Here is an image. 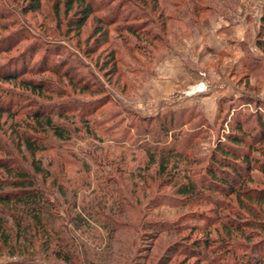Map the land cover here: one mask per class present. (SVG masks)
Returning <instances> with one entry per match:
<instances>
[{"label": "rangeland", "instance_id": "1", "mask_svg": "<svg viewBox=\"0 0 264 264\" xmlns=\"http://www.w3.org/2000/svg\"><path fill=\"white\" fill-rule=\"evenodd\" d=\"M59 1L62 2V0H41V6L36 11H24L27 0H0V70L14 71L19 80L20 78L31 79L37 83L42 82L50 85V91L42 90V94H36L18 87V81L5 82L0 80V138L5 140L9 149L19 160L21 154L16 152L14 143L16 138L11 137L13 141L9 138L10 130H29L26 124L38 125L34 123V118L29 114L39 112L44 108L45 111L42 113L45 115L44 113L53 110L54 105L57 104L61 107L56 108L60 109L61 112L65 111V113L57 115L52 112V118L61 120L64 122L62 124L66 123L69 128L73 129V135L70 136L71 140L62 143L82 158L85 157L84 154H91L96 145L107 148L111 153L117 152L119 150L118 145L111 139L119 138L123 134L128 136L125 138L127 141L124 140L123 144L129 145L131 150H134V146L143 137L145 139L149 137L142 134L137 135L135 129L128 128V124L132 120L141 125L148 124L155 132L154 127L158 123L157 120H161L163 117L167 119L170 112L181 109L186 110V112H183L184 124H180L177 127L178 130L191 134L188 136L189 138H186V143L191 146L190 149L193 146L197 150L196 156L208 157L217 139L223 140L224 134L231 130L230 124L239 117L237 112L243 114L241 120L248 122V124L255 123V117L249 115L259 113L264 116V53L257 50L253 43L258 26L259 11H261L264 0H237L234 9L226 14L227 17L211 15L207 11H202L199 15L200 23L190 24L188 28L173 22L172 24L180 27V30L176 29L175 32L171 33L169 30H165L167 29L166 26L161 30L162 36L161 33H158L161 18L156 11L151 9V2H147L143 6L138 4L140 8L137 10L139 16L137 20L132 19L133 16L129 17L130 19L126 18L131 14L128 11L129 8V10H135L134 6L128 4L129 7L123 12L126 19L116 22L120 24V28L114 29L101 25L96 19L107 11L100 10L91 14L79 29H74L69 27V22L79 18L82 14L79 11L80 7H74L73 10L64 13L62 4H60L61 9L57 15L54 6ZM97 1L99 0L95 2ZM136 1L139 2V0ZM104 2L108 4L110 1L104 0ZM200 2L221 8L214 0H200ZM164 7L166 12L175 13L171 8ZM245 12L254 18L251 19L250 29L252 32L248 30L249 36L252 33L253 38L250 41L249 37V45L245 47L239 58L235 60L234 57H231L230 59L206 50L205 44L209 39L208 32L220 24L216 23L217 18L215 17L222 18L218 21L221 24L223 21H230V23L234 21L236 22L234 24H237V20L246 15ZM203 19L208 20L205 22ZM169 22L166 25L169 26ZM129 24L137 25L136 33L142 29L149 30L151 33H158V40L160 38L162 41H169L168 48L161 49L158 41H154L155 46L152 47L153 43H150L140 33H138L139 35L130 34L124 29ZM250 24L251 22H249ZM98 29L101 31L97 32ZM106 29L108 32L105 37L101 32ZM180 31H186V34L181 35ZM246 54H252L249 59H253V67L251 66V68L254 70L246 67ZM14 61H18L22 65L17 69L16 67H9L10 63ZM82 75L84 78L81 77ZM84 83L91 85L90 88L93 91L79 90V85H84ZM77 85L78 87H76ZM213 88L223 94L230 93L219 98H226L225 102L221 104L222 107L228 105L227 100L233 103L234 115L229 110L228 115L216 117L219 98L213 101V97H217V94L213 93ZM2 92H8L11 95L20 94L22 97L20 99L21 105L12 104ZM74 102H76L75 105ZM77 102L83 105H79ZM194 105L205 118L194 108V110L192 109ZM8 109L14 114L7 113L6 110ZM236 110L238 111L236 112ZM110 113L114 114L112 121L111 119H102ZM85 120L88 122L91 133H84L83 121L85 122ZM114 120H119V122L115 127H112V132L106 131L107 127L115 123ZM153 132L149 135L152 139L157 137ZM93 135L104 140L100 142ZM160 139L164 143L169 142L171 136L170 134L164 135ZM257 147L259 148L258 152L255 150L250 153L261 163L264 160V156H262V154L264 155V143H259ZM243 148L248 150L247 147ZM137 150L135 149L136 154H140V150ZM44 153H51L52 155L54 151L48 149L42 154ZM54 157L53 159L51 156H43L45 162L52 164L51 168L60 172L59 162L54 164L58 157ZM28 159L29 155H27ZM143 160L139 157L136 158L135 165H142ZM16 162L20 164L17 160ZM22 162L26 164L25 161ZM88 165L89 169L87 168L86 172H83L79 163L67 167L72 169L69 171L66 169L68 172L64 169L61 171L67 174L65 176H75L80 185L87 178L93 187V185L95 186L93 180L95 167L89 163ZM130 165L134 168V162ZM120 171L122 170L120 169ZM75 172L76 175H73ZM136 172L134 178L128 174L126 178L124 175L121 178V180L124 179L129 183L128 192L131 190L130 186H133V182H137L136 187L143 182V178L138 175V170ZM251 178L252 180L244 185L243 190L245 191L242 193L246 194V190L253 195L258 190L264 192V172L254 169L251 171ZM49 182L50 178L40 186L48 188L50 187ZM91 186L89 190H91ZM162 192L172 195L171 185L159 189L154 194L155 196L149 195L150 192H144L142 196L140 195L142 198L140 196L134 197L136 204L142 209L141 211H145L143 222L150 221V219L152 221L168 219L181 225L184 223L198 224L199 221V228L209 230L211 236L215 238L225 234L226 231L223 227L225 223L244 224L242 225L243 231L234 233L232 238L223 243V248H220L221 245L217 243L212 253H215V258L209 263L235 264L231 262L234 257L245 260L248 257L258 255L255 250L251 252L247 250L249 252L247 253L244 247L232 246L239 244L238 242L242 241L245 234H255L248 240L252 244H257L264 238V199L262 196L259 200H248L243 195L242 205H239L233 196L225 198L222 203H230V208L229 210H220L223 214V221H215L216 219L209 221L201 216L197 220L190 215L180 217L186 207L158 202L151 206L147 204L148 201L152 202L157 196L162 195ZM134 198L132 197V200ZM211 208L212 204L205 202L198 211L214 219L218 214L213 212ZM136 219L137 217H135ZM133 227V230L127 228V240L124 239L126 236L122 235V231L114 233L123 242L115 247V249L119 248L116 254L115 251L112 254L114 246L112 247L108 243L106 233L100 228L96 233L94 230L88 231L87 227L75 229L68 223L65 232H67L69 240L71 239L77 245L80 257L79 264H113L114 256L117 260L115 264H156V261L166 254L172 245H190L204 234L199 231L201 229L190 231L185 229L178 233L169 232L165 234L163 231L157 232L156 229L146 231L143 227L137 228L136 225ZM142 232L146 233L141 235ZM167 234L170 235L169 240L165 236ZM180 246L179 248H181ZM221 249H225L227 254H230L231 249H234L235 252L232 253L235 255H230L231 257L221 261L220 258L224 251ZM83 250H86L84 255L81 254ZM203 251L205 250L203 249ZM119 252L121 263L117 257ZM35 256L40 259L35 258L33 264H73L54 258L50 261L43 259L40 250L35 251ZM1 259L2 262H6L20 261L22 258L2 256ZM204 262L192 256L187 258L182 254L174 253L170 255L168 264H206Z\"/></svg>", "mask_w": 264, "mask_h": 264}, {"label": "trees", "instance_id": "2", "mask_svg": "<svg viewBox=\"0 0 264 264\" xmlns=\"http://www.w3.org/2000/svg\"><path fill=\"white\" fill-rule=\"evenodd\" d=\"M95 1L62 0L61 3L59 1L55 4V14L58 15L61 9L60 4H62L64 13H68L74 7H80L79 11L82 14H80L79 18L69 22V27L79 29L91 14L106 10L107 13L100 15L96 20L101 25L116 29L121 27L119 26L120 24L116 23L118 21H123L126 18L130 19L132 16V19L137 20L139 17L137 15V10L140 8L139 5L143 6L147 2H151V9L156 11L161 18V23L158 25L162 28H158V33H161L162 36L161 30L166 26L167 29L165 30H169L171 33L175 32L176 29L180 30V27L172 24L173 22L189 28L190 24L200 23L199 15L202 11H207L211 15L227 17L226 14L234 9L237 4V0H214L220 5L221 8L219 9L210 4H202L200 0H139L140 3L136 0H109L113 3L112 6L110 2L107 4L104 0ZM128 4L132 7L134 6L135 10H129V8L128 11L131 14L125 18L123 12L129 7ZM40 6L41 0H27L24 11H36ZM164 6L168 7V9L171 8L175 13L166 12ZM207 20L205 19L204 21L206 22ZM167 22H169V26L166 25L168 24ZM136 27V24H129L124 29L132 35L140 33L150 43H153L152 47L155 46L154 41H158L161 49L168 48L169 41H162L160 38L158 40V33H151L149 30L144 29L136 33ZM99 31L101 30L98 29L97 32ZM107 32L108 30L106 29L101 33L106 37ZM185 32L180 31L181 35H184ZM253 43L257 50L264 53V3L261 7ZM246 57V67L254 70V68H251L253 59H249L252 54ZM18 61L10 63L9 67H16L17 69V67L22 65ZM81 77L84 78L83 75ZM0 80L5 82L18 81V87L31 93L42 94V90L50 91L49 84L37 83L31 79L20 78L19 80L17 74L12 70H0ZM80 85L81 89L79 88V90L93 91L90 88L91 85L85 83ZM2 93H5L4 95L8 97L12 104L21 105L20 99L22 97L20 94ZM224 100H226L225 97L217 100V118L219 115H228L229 110L234 115L233 103L227 100L228 105L222 107L221 104L225 102ZM77 104L83 105L78 102ZM56 107L61 106H58V104L54 105V109L44 113L45 115L42 113V111H45L44 108L40 110L41 112L37 111L29 114V116L34 118V123L38 124L35 126L26 124L29 130H10L9 138L11 140V137L16 138L14 143L16 152L21 154V161L12 153L5 140L0 138V264H33L34 259L39 258L35 256L36 250H40L41 257L49 261L54 258L65 263L79 264L80 257L77 245L71 239L69 240V236L65 232L68 223L75 229L87 227L88 231L94 230L96 233L99 228L102 229L108 237V243L112 247L114 246L112 254H114V251L116 254L119 248L115 249V247L123 243L120 237L115 236L116 232L122 231V235L126 236L124 239L127 240V228L133 230L135 225L137 228H145L146 231L156 229L157 232L163 231L165 234L169 232L178 233L180 230L185 229L189 231L201 229L199 231L204 234L200 239L195 240L190 245H179L181 248H179L178 244L172 245L166 254L156 261V264H168L170 255L174 253L182 254L187 258L192 256L197 260H203L205 261L204 263L210 264L209 261L215 258V253H212L217 243L221 245L220 248H223V243L232 238L234 233L243 231L242 225L244 224L235 222L223 223L225 234L215 238L211 236L209 230L206 231L199 228V221L197 222L198 224L184 223L181 225L168 219L158 221L150 219V221L143 222L145 211H141L142 209L136 204L135 198L142 196L144 192H150L149 195L152 196L159 189L171 185L172 195L162 192V195L157 196L152 202L148 201L147 204L151 206L158 202L186 207L180 217L190 215L197 220L201 216L209 221H214L215 219V221H220L223 219V214H221L220 210H229L230 208V203H222L225 198L233 196L239 205H242L243 195L248 200H259L261 196L264 199V192L261 190L255 191L254 195L247 190L246 194L242 193L245 191L243 190L244 185L252 180V170L259 169L264 172V160L260 163L259 159L251 155L252 151L257 150L258 152L259 148L257 145L259 143H264V116L259 113L249 115L250 117H255V123L248 124V122H242L241 116L243 114L236 110L239 117L230 124L231 130L224 134L223 140L217 139L208 157L196 156L197 150L193 146L190 149L191 146L186 143V138L191 134L178 130L177 127L180 124H184L183 112H186V110L181 109L170 112L167 119L163 117L161 120H157L158 123L154 127L155 132L152 131L148 124L141 125L137 121L132 120L128 124V128L135 129V134H142L149 138L152 132L157 135L154 139H145L143 137L134 146V150H131L129 145L125 146L123 144L124 140H126L125 138L128 137L123 134V136H120L122 137L121 139L116 136H114L116 138L111 139L118 145L119 150L117 152L111 153L107 148L96 145L91 154H84L85 157L82 158L70 150V147L62 143L71 140L70 136L73 135V129L69 128L66 123L62 124L64 122L61 120L52 118V112L57 115L65 113V111L61 112ZM193 108L205 118L195 105L192 106ZM6 111L14 114L10 109ZM102 119H111L112 121L114 114L110 113L106 117H102ZM114 121L113 125L105 129L106 131L112 132V127H115L119 120ZM83 129L85 134L91 133L86 120L85 122L83 121ZM233 130L236 132H230ZM168 134H170L171 139L169 142L164 143L160 138ZM94 135L93 137H96L98 141L102 142L104 140ZM243 147H247L248 150ZM48 149L54 151V154H42ZM135 149H138L137 151L140 150V154H136ZM38 153L40 154L36 156ZM27 155H29L28 160ZM45 155L51 156L53 159L55 158L54 156H57L58 159L56 158L54 164L59 162L61 170L64 169L66 172L72 170L67 167L78 163L81 165L83 172H86L89 167L88 163L92 164L95 167L93 171L95 186L93 185L92 187L90 185L91 181L87 180V178L80 185L75 176H65L66 173L61 170L57 172L56 169L51 168L52 164L44 161L45 158L43 156ZM262 156L264 155L262 154ZM138 157L144 160L142 165L136 166L135 160ZM22 161H25L26 164ZM133 162L134 168L130 165ZM137 170L138 175L143 178V182L138 187H136L137 182H133V186H130L131 190L128 192L129 183L124 179L121 180V178L123 175L125 178L128 175L134 178ZM73 175H76V172ZM49 178L50 187H41L40 185ZM90 186L91 190H89ZM132 197L135 198L132 200ZM205 202L212 204V211L218 214L214 219L198 211ZM135 217H137L136 220ZM124 232L125 234H123ZM143 233L146 232H142L141 235ZM254 235L245 234L242 241L232 247H244L247 253L255 250L258 255L256 257H248L245 260L240 257H234L231 261L232 263L264 264V238L261 242L252 244L248 240ZM165 236L169 240L170 235L167 234ZM99 237L101 238V236ZM223 250L221 249L223 251V255L220 258L221 261L231 257L230 255H235V253H232L235 252L234 249H231L230 254H227L225 249ZM85 253L86 250L81 252L83 255ZM119 255L120 252L117 257L119 258V263H121V255ZM2 256H15L22 259L20 261L2 262ZM113 258V264H115L117 262L116 256Z\"/></svg>", "mask_w": 264, "mask_h": 264}, {"label": "crops", "instance_id": "3", "mask_svg": "<svg viewBox=\"0 0 264 264\" xmlns=\"http://www.w3.org/2000/svg\"><path fill=\"white\" fill-rule=\"evenodd\" d=\"M250 17H251L250 15L246 14L243 18L237 20V24H234L236 23L234 21L232 23H230V21H226V22L223 21L222 22L223 24H221V22H218L221 17L218 16L215 17L217 18L216 23L217 24L220 23V24L219 26L217 25L216 28H213L211 32H208L209 39L208 42L205 44L206 50L216 52L217 54L224 55L230 59L231 57H234L235 60L239 58L240 55L243 54L242 52L245 49V47L249 45L248 44L249 37H250V41L253 38V34L251 33L249 36V32H248V30L252 32V29H250V26L252 25L251 19H254ZM249 22H251L250 25ZM256 22H257V17H256ZM231 54L232 56H230ZM213 93L217 94V97H213V101L221 96L230 94V93L223 94L221 93V91L219 92L218 90H214V88H213ZM193 97L196 98V96Z\"/></svg>", "mask_w": 264, "mask_h": 264}]
</instances>
